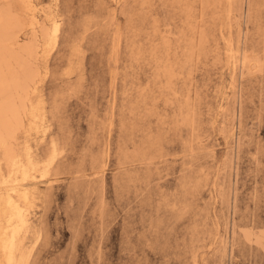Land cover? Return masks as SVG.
Listing matches in <instances>:
<instances>
[{"label":"rangeland","instance_id":"1","mask_svg":"<svg viewBox=\"0 0 264 264\" xmlns=\"http://www.w3.org/2000/svg\"><path fill=\"white\" fill-rule=\"evenodd\" d=\"M8 189L25 264H264V0H0Z\"/></svg>","mask_w":264,"mask_h":264},{"label":"bare ground","instance_id":"2","mask_svg":"<svg viewBox=\"0 0 264 264\" xmlns=\"http://www.w3.org/2000/svg\"><path fill=\"white\" fill-rule=\"evenodd\" d=\"M59 26V21L55 19L49 35L51 48L56 45L57 33L60 31ZM55 156L54 148L49 165L53 163ZM20 172L23 175L27 174L24 168H21ZM3 196L0 203V213L4 214L3 222L0 219V264H25L27 253L23 249L20 234L28 222L29 212L25 206L29 204V196L26 189L19 192L8 189Z\"/></svg>","mask_w":264,"mask_h":264}]
</instances>
